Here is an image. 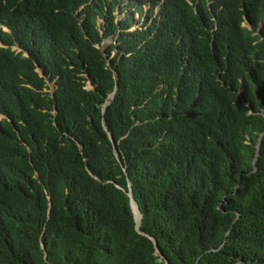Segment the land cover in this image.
I'll use <instances>...</instances> for the list:
<instances>
[{
  "label": "trees",
  "instance_id": "obj_1",
  "mask_svg": "<svg viewBox=\"0 0 264 264\" xmlns=\"http://www.w3.org/2000/svg\"><path fill=\"white\" fill-rule=\"evenodd\" d=\"M164 259L264 264V0H0V264Z\"/></svg>",
  "mask_w": 264,
  "mask_h": 264
},
{
  "label": "clouds",
  "instance_id": "obj_2",
  "mask_svg": "<svg viewBox=\"0 0 264 264\" xmlns=\"http://www.w3.org/2000/svg\"><path fill=\"white\" fill-rule=\"evenodd\" d=\"M145 7H146V6H145ZM145 7H144V8H145ZM116 13H117V12H116ZM117 14L120 15L119 17H118V15L116 16L117 19L120 18V17L122 16L121 13H117ZM129 29H132V27L129 28ZM100 32H101V30H100ZM111 39H112V37H111L110 35L107 36V37H104V38L102 39V43H104V40H108V42H109V41H111ZM108 42H107V43H108ZM104 44H105V43H104ZM112 53H113V51H112ZM38 72H39L40 74H42V72H41V70H40L39 68H38ZM45 80H46V83H47V86H48V89H47V90H48L49 92H52L53 87H54V83H53V81H50V80L48 79V76L45 77ZM49 83H51L50 86H49ZM87 84H89V87H86ZM83 88H85V89H90V88H93V85L90 83L89 80H85V81H84ZM107 98H108V96H107ZM107 98H106V99H107ZM109 100H110V99H109ZM105 101H106V100H105ZM105 101H104V103H105ZM108 102H109V101H108ZM104 103H103V105H104ZM103 105H102V108H103ZM102 108H101V110H102V112H103L104 109H102ZM104 108H105V107H104ZM53 112H54V111H53ZM103 126H104V123H103ZM104 128H105V126H104ZM107 134H108V137H109V139L111 140V143H112V146H113V153H114L116 159L119 161V160H120V157H119V155H118V153H117V151H116V149H115V147H114L113 140L111 139L110 134H109V133H107ZM261 136H262V134H260V136L258 137V140H257L256 145H255V146H256V155H255V156H257V152H258V148H259V143H260V140H261ZM254 159H255V158H254ZM253 163H254V161H253ZM122 170H123L124 173H125V167H124V166H122ZM253 170H255V166L253 167ZM116 186H117V185H116ZM128 188H130V192H131V196H132V190H131V186H130V181H129V180H127V182H126V194H127V196H128V192H129ZM128 198H129V206H130V210H131V212H132L133 221H134V229H135L137 232H139L140 234H143V235L147 236V237H148L149 239H151V241L153 242L152 239H154V237L151 236V235H149L148 233H145V232L142 231V230L140 229V227H139V225H140V219H141V213H140V211H139V209H138V206H137L136 201L134 200V198H133V196H132V199H133L134 202L136 203L137 210H136L134 204H133V207H132L131 202H130V197H129V196H128ZM136 215H137V216H136ZM137 220H139V223L136 225ZM154 240H155V239H154ZM155 242H156V240H155ZM153 245H154V247H155V251H156L157 253L160 254V252H159V250H158V248H157V245L154 244V243H153ZM160 257H162L161 254H160ZM165 260H166V259H164V262H165Z\"/></svg>",
  "mask_w": 264,
  "mask_h": 264
},
{
  "label": "water",
  "instance_id": "obj_3",
  "mask_svg": "<svg viewBox=\"0 0 264 264\" xmlns=\"http://www.w3.org/2000/svg\"><path fill=\"white\" fill-rule=\"evenodd\" d=\"M25 54H26V53H25ZM112 95H113V91L108 95V98L106 99V101H105V103H104L102 109H104V107L106 106V104L108 103V101H109V99L112 97ZM128 190H129V192H128V196L130 197L131 205H132V207H133V204H134V206H135V208H136V210H137L136 203L134 202V200L132 199V196H131L130 188H128ZM138 223H139V220H137L136 225H137ZM152 240H153V243L156 244L155 240H154V239H152ZM165 264H169L167 260H165Z\"/></svg>",
  "mask_w": 264,
  "mask_h": 264
},
{
  "label": "rangeland",
  "instance_id": "obj_4",
  "mask_svg": "<svg viewBox=\"0 0 264 264\" xmlns=\"http://www.w3.org/2000/svg\"><path fill=\"white\" fill-rule=\"evenodd\" d=\"M147 7H145V9H146ZM118 15V17L120 16L119 14H117ZM134 16L136 17V14H134ZM108 42V40H104V43H107ZM51 85V83H49V86ZM86 87H89V84H87L86 85Z\"/></svg>",
  "mask_w": 264,
  "mask_h": 264
},
{
  "label": "bare ground",
  "instance_id": "obj_5",
  "mask_svg": "<svg viewBox=\"0 0 264 264\" xmlns=\"http://www.w3.org/2000/svg\"><path fill=\"white\" fill-rule=\"evenodd\" d=\"M24 55H26V54L24 53ZM37 71H38V69H37Z\"/></svg>",
  "mask_w": 264,
  "mask_h": 264
}]
</instances>
